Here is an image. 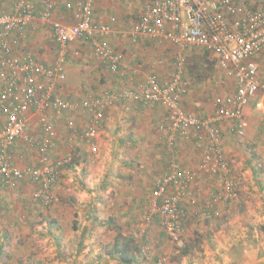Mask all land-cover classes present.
<instances>
[{
  "label": "crops",
  "instance_id": "obj_1",
  "mask_svg": "<svg viewBox=\"0 0 264 264\" xmlns=\"http://www.w3.org/2000/svg\"><path fill=\"white\" fill-rule=\"evenodd\" d=\"M30 1L34 5V17L27 24L22 36L13 35L9 38L10 58L13 61H18V64L27 59H33L49 69L54 68L56 61L59 60L65 79L55 83L54 94L62 100L83 103L88 98L101 96L104 91L117 93L122 89L140 93L151 76L156 77L161 86H165L171 81L175 73L174 59L181 50L168 40L160 43L140 38L136 43H131L127 35L137 24L146 0H92L94 22L107 25L116 33L115 36H110L107 42L114 52L121 56L117 72L109 71L106 63L93 57L90 42L77 40L68 44L66 50L61 52L54 40L51 21H43L40 18L44 11L42 1ZM67 1L76 2L77 0H56L52 11V20L73 25L75 23L73 12L64 8V3ZM13 10L14 0H0V15H11ZM204 52L206 51L197 48L182 51L185 58L182 79L187 81L188 89L182 98L181 107L200 119L210 118L215 114L213 101L216 97H227L234 93L233 79L227 77L217 64L214 71L205 78L200 73H190V65L204 62ZM209 57L216 61L211 54ZM259 80L264 83V63L262 61L260 62ZM78 110L79 113H82V120L78 118L76 120L74 114L69 116H73L72 118H68L66 112L60 115H56L54 111L49 112L48 118L54 125L55 138L48 156L51 162H57L68 153L72 154L73 142L79 140L80 148L74 150H77L82 158L75 168H79V172L85 173L86 167L89 165L88 161L95 159L94 166L98 169V173L96 179L91 183L92 185H89L92 190L91 195L94 196V192L96 193V189L100 187L105 189L103 196L110 194L109 200L97 202V206H99V202L108 206L104 209V213H98L101 214L98 218H92L97 226L104 228L116 224L118 220L114 215L117 216V214L123 216L121 217L123 223L134 220L135 218H131L132 216L128 217L132 210L126 208L125 211L118 212V206L132 207L134 202L138 205V201H142L141 198L144 197L146 191H150V198L156 184L169 174V167L172 163L177 164L184 171L195 172L194 179L189 183L188 189L196 202L191 205L187 198H183L181 202V207L189 216V219L184 221V228L187 222L205 220L195 215L201 209L228 207L217 201V193L220 191L218 188L222 182L223 174L210 175L201 168L202 157L207 147L204 134L193 130L189 140L178 138L172 146L167 145L169 122L167 110L163 105L147 106L133 98L114 101L106 108L99 124L98 134L93 140L97 145L96 152H91L80 138L91 115L83 107ZM243 113L244 119L247 120L244 127L247 138L243 144H246L247 147L240 148L238 144H234L236 141L232 135L236 136L237 134L230 133L228 128L230 126L233 128L235 121L222 119L216 123L220 131V148L223 158L231 171L233 156L242 161L248 157V153H251L252 157L264 160V94L258 93L253 97L243 108ZM26 118V133L30 136L31 142L37 143L41 134L37 118L32 113L27 114ZM69 123H71V127L68 126ZM231 132H233L232 129ZM239 137L236 136V138ZM35 147L34 144L29 145L19 141L6 151L14 166L35 168L40 166ZM88 168L91 169V165ZM71 170H64L62 173L68 175ZM26 181L33 187L36 186L31 179L26 178L13 187L6 186L3 187L6 189H0V204L10 203V193L16 189L18 190L16 195L25 196L22 194L24 190L22 184L24 185ZM56 188L54 186L51 189L52 194ZM168 191L170 194L174 192L171 187ZM83 195L85 196L84 193ZM92 200L94 203L93 197L88 201L84 199L79 201L81 205H77L78 215L80 214L78 210L82 214L86 213L85 209L89 208ZM54 202L53 194L51 204L45 208L50 209ZM56 205L50 213L52 221L57 218L60 220L59 213L55 211L58 210L59 204L56 203ZM224 209L226 211V208ZM32 214L33 216L28 214L27 218L24 214L22 215L23 223H26L29 229L35 219V212ZM125 217L126 220H124ZM208 218L210 217H207L206 220ZM76 226L75 231L80 230L82 236L92 237L88 233L90 225H83L80 228L79 225ZM62 234L64 235L63 231L57 236L63 238ZM72 236L74 237V235ZM106 236L102 233H93V237H96L97 240L101 238L103 241ZM66 242L62 243L64 250L67 248ZM0 249L3 250L4 246L0 245ZM61 250V248L60 250L56 249V254Z\"/></svg>",
  "mask_w": 264,
  "mask_h": 264
},
{
  "label": "built area",
  "instance_id": "obj_2",
  "mask_svg": "<svg viewBox=\"0 0 264 264\" xmlns=\"http://www.w3.org/2000/svg\"><path fill=\"white\" fill-rule=\"evenodd\" d=\"M41 1L44 11L40 18L51 21L54 40L61 52L77 40L90 42L93 57L106 63L109 71L117 72L121 56L107 42L116 33L107 25L94 22L92 0L64 3V8L74 14L73 25L52 20L56 0ZM34 12L30 0H14L13 14L0 15L1 188L13 187L29 178L36 185L32 200L43 207L49 206L53 200L51 189L61 182L58 169L71 160V153L57 162L49 159L48 152L55 138L49 112L60 115L75 112L80 107L87 109L91 116L80 138L91 152H96L93 140L106 108L119 99L133 98L147 106L163 105L166 108L169 146L178 138L189 140L193 130L202 132L207 147L201 168L210 175L223 174L217 201L228 206L238 198L237 184L220 148V131L216 123L222 119L235 121L232 131L242 136L245 127L243 108L258 93L264 94V83L259 80L260 62L264 63V0H146L137 24L127 35L131 43L140 38L160 43L168 40L181 50L174 59L175 73L171 81L161 86L156 77L151 76L140 93L127 89L117 93L104 91L101 96L88 98L83 103L65 101L54 94L55 83L65 79L59 60L54 68L49 69L33 59L18 64L10 58L9 38L22 36ZM189 48L202 49L211 54L219 69L234 81L232 95L214 99L215 114L210 118H197L181 107L188 89L187 81L182 79L185 67L182 51ZM29 113L36 116L40 128L37 143L31 142L26 133V116ZM19 141L36 146L40 166L18 168L11 163L6 150ZM169 170V174L156 184L150 207L163 230L181 236L184 234V221L189 219L181 202L183 198H187L191 205L196 202L188 189L195 172L184 171L175 163L170 165ZM170 187L174 191L172 194L168 191ZM195 215L204 218L219 216L220 213L205 208ZM150 219V216L145 219L143 233L149 227ZM141 254L146 264L165 263L162 258L150 261V248L146 244L141 247Z\"/></svg>",
  "mask_w": 264,
  "mask_h": 264
},
{
  "label": "rangeland",
  "instance_id": "obj_3",
  "mask_svg": "<svg viewBox=\"0 0 264 264\" xmlns=\"http://www.w3.org/2000/svg\"><path fill=\"white\" fill-rule=\"evenodd\" d=\"M73 114L76 115V120L83 119L79 110L68 113L67 117L72 118L73 116H69ZM231 129L230 126L229 132L234 134ZM253 134L255 136V131ZM234 136L232 135L236 141L234 144H238L240 148L247 147L243 144L247 138L245 133L241 138ZM80 145L79 140L73 142L74 149L80 148ZM74 149L71 151L77 167L82 157ZM233 159L232 173L237 184L238 198L228 207H224L227 211L225 214H222L224 208L214 207L212 210L218 211L219 216L209 215L208 220L204 217L205 220L187 222L184 234L180 237L163 230L159 225L158 217L150 207V191L144 192L138 205L134 202L132 207L118 206V212L125 211L126 208L132 210L128 217L135 219L131 223H123V216L117 214L114 215L118 220L116 224L104 228L97 226L94 217L98 218L101 215L98 213H104V209L108 207L100 202L97 206V202L109 200L110 194L103 196L105 189L100 187L96 189L94 196L91 195L89 185H92L98 173L94 158L88 161L91 169L88 165L85 173L79 172V168L74 166L68 175H64L62 172L69 169L63 167L61 182L53 192L55 202L50 209L32 200L35 187L26 181L22 184V194L25 196L16 195V189L10 193V203L0 204V245L4 246L0 254V264H118L108 256L117 232L134 237L139 245H148L150 261L162 258L164 264H264V160L252 157L251 153L242 161L236 156ZM91 197L94 198V203L93 200L90 201L89 208L85 209L86 213L82 214L78 210L79 217V201H88ZM56 203L59 206L55 211L59 213L60 220L57 218L52 221L50 213L57 206ZM33 212L35 219L29 229L23 223L22 215L27 218L28 214L33 216ZM148 216L151 217V223L143 233V225ZM126 219L125 217L124 220ZM74 223L79 228L90 225L88 233L92 237L82 236L80 230H73ZM62 231L65 235L62 234L63 238L57 236ZM94 232L107 236L103 241L101 238L97 240L93 237ZM63 241H67L65 250L62 248ZM60 248L62 250L56 254V249ZM184 249L186 255L182 256L180 251ZM136 264H146V260L140 257Z\"/></svg>",
  "mask_w": 264,
  "mask_h": 264
},
{
  "label": "trees",
  "instance_id": "obj_4",
  "mask_svg": "<svg viewBox=\"0 0 264 264\" xmlns=\"http://www.w3.org/2000/svg\"><path fill=\"white\" fill-rule=\"evenodd\" d=\"M204 54H205L204 55V58H205L204 62L193 63L189 67H190V73L191 74L200 73L201 76H203L205 78L206 76H208L209 74H211L214 71L216 63H215V60H213L209 57V53L204 52ZM74 166H75V159H74V155L71 154V160L68 162L67 165H65L63 167H67V169H73ZM63 167H60L58 169L60 173L63 170ZM0 189L4 190L6 188L0 187ZM48 225H49V228H51V226H52L51 223H49ZM72 228L74 230L76 229V223H74ZM172 234L174 236L180 237L174 233H172ZM56 238H57V236H56ZM142 246H143V244L139 245V243L136 241V239L134 237L128 236V235H123V234L117 232L116 236L113 239V242L111 245V251H109L108 256H109L110 260H114L118 264H136V261L140 257L141 258L143 257L141 254V247ZM0 254H1V249H0ZM180 254L182 256H185L186 255L185 249L181 250ZM156 260L157 259H155V261Z\"/></svg>",
  "mask_w": 264,
  "mask_h": 264
}]
</instances>
